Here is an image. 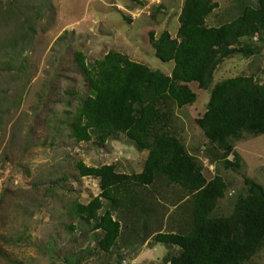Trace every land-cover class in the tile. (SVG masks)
I'll return each mask as SVG.
<instances>
[{
    "label": "rangeland",
    "instance_id": "1",
    "mask_svg": "<svg viewBox=\"0 0 264 264\" xmlns=\"http://www.w3.org/2000/svg\"><path fill=\"white\" fill-rule=\"evenodd\" d=\"M213 1L219 7L208 17L210 26L232 20L244 1L256 2ZM184 2L0 0V264H120L118 258H128L130 247L135 250L136 244H142L135 253L138 264H163L169 251H178H168L161 243L150 250L154 241L144 245L143 233H132V241L127 235L129 214L120 217L124 232L119 245L111 253L99 249L101 230L77 216L74 207L97 196L100 181L80 176L76 163H112L120 172L134 173L143 170L148 151L137 148L124 134L104 145L97 140L77 142L71 121L90 94L76 53L83 52L92 64L115 49L171 74L174 61L163 62L156 56L149 34L154 31L159 36L168 30L176 37ZM66 31L67 39L57 43ZM252 43L258 52L226 59L214 83L243 74L264 82V41L254 38ZM191 87L197 100L175 106L171 124L189 152L203 161L207 178L222 175L227 181L229 188L219 212L229 214L236 197L246 190V176L264 186V134H244L237 143L244 163L240 169L227 170L222 162L212 163L206 156L208 140L196 123L207 111L211 89H201L196 83ZM177 191L174 186L152 192L167 215L175 214L181 204ZM125 244L132 245L126 248ZM249 264H264V250Z\"/></svg>",
    "mask_w": 264,
    "mask_h": 264
},
{
    "label": "trees",
    "instance_id": "2",
    "mask_svg": "<svg viewBox=\"0 0 264 264\" xmlns=\"http://www.w3.org/2000/svg\"><path fill=\"white\" fill-rule=\"evenodd\" d=\"M131 1L144 5L147 0ZM218 7L213 0H185L176 37L168 30L159 36L150 32L156 56L175 63L171 74L115 49L92 64L83 52L76 53L90 94L71 121L72 137L104 145L124 134L137 148L148 151L140 172H120L112 163H76L80 176L100 181V193L88 203H76L74 213L101 230L98 247L104 252L111 253L123 238L120 217L125 214L131 216L127 221L141 222L145 240L153 235L155 245L178 249L165 255L163 260L169 264H249L264 250V186L246 176L245 192L236 197L229 214H221L227 181L222 175L207 178L203 161L189 152L171 124L175 106L197 100L191 87L196 83L211 89L207 111L196 123L208 140L206 156L212 163L240 169L244 163L237 143L244 134H264V82L243 74L214 83L226 59L258 52L252 40L264 41V0L244 1L232 20L210 26L208 17ZM68 34L56 42L65 41ZM174 186L181 204L175 214L167 215L152 192Z\"/></svg>",
    "mask_w": 264,
    "mask_h": 264
},
{
    "label": "crops",
    "instance_id": "3",
    "mask_svg": "<svg viewBox=\"0 0 264 264\" xmlns=\"http://www.w3.org/2000/svg\"><path fill=\"white\" fill-rule=\"evenodd\" d=\"M166 219H167V217H166ZM127 229H128L127 235L129 237H132V233H141V234L143 233V226H142L141 222H135V224H133V222L130 220V221H128ZM152 238H153V235H149L148 238L146 239V242H145L144 245L149 246V243L152 240ZM132 241H135V238H133ZM141 247H142V244H136V249L135 250L130 249V251H131L132 254L128 258H126L125 255H124L122 264H138L136 262L135 253H136V251L138 252ZM148 248L150 250H156V245L155 244H152V246H149ZM157 258H160V257H157ZM127 260H128V262H127ZM163 264H169V263L168 262H165L163 260Z\"/></svg>",
    "mask_w": 264,
    "mask_h": 264
},
{
    "label": "clouds",
    "instance_id": "4",
    "mask_svg": "<svg viewBox=\"0 0 264 264\" xmlns=\"http://www.w3.org/2000/svg\"><path fill=\"white\" fill-rule=\"evenodd\" d=\"M153 239V238H152Z\"/></svg>",
    "mask_w": 264,
    "mask_h": 264
}]
</instances>
